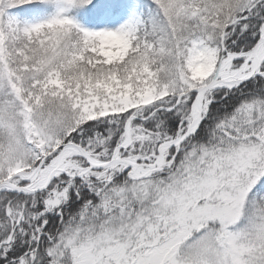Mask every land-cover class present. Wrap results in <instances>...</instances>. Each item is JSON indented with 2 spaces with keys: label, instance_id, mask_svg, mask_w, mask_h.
I'll list each match as a JSON object with an SVG mask.
<instances>
[{
  "label": "snow or ice",
  "instance_id": "1",
  "mask_svg": "<svg viewBox=\"0 0 264 264\" xmlns=\"http://www.w3.org/2000/svg\"><path fill=\"white\" fill-rule=\"evenodd\" d=\"M0 264H264V0H0Z\"/></svg>",
  "mask_w": 264,
  "mask_h": 264
}]
</instances>
